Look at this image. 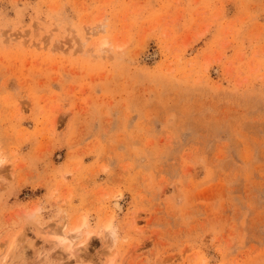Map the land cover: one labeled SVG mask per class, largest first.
<instances>
[{
    "label": "rangeland",
    "instance_id": "1",
    "mask_svg": "<svg viewBox=\"0 0 264 264\" xmlns=\"http://www.w3.org/2000/svg\"><path fill=\"white\" fill-rule=\"evenodd\" d=\"M0 264H264V0H0Z\"/></svg>",
    "mask_w": 264,
    "mask_h": 264
},
{
    "label": "bare ground",
    "instance_id": "2",
    "mask_svg": "<svg viewBox=\"0 0 264 264\" xmlns=\"http://www.w3.org/2000/svg\"><path fill=\"white\" fill-rule=\"evenodd\" d=\"M103 45H106V42H104ZM114 207L116 209H119V210L121 209L118 202H115ZM105 227H106V225H105ZM110 227L111 226L108 225L105 229L110 228ZM51 236L55 240V244L54 245H56V246H63V245L66 244L67 247H68L67 250L70 251L72 249V247H73L74 242L76 240L80 239L82 235H81L80 228L77 227V228L71 229V228H69V225L65 223L62 226L61 229L53 230ZM88 240H89V238H87L83 242H81L80 247L77 248L76 250H74L73 253L71 252V254L73 255L74 252H79L81 250H85L86 249V246L88 244Z\"/></svg>",
    "mask_w": 264,
    "mask_h": 264
}]
</instances>
